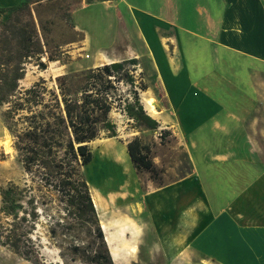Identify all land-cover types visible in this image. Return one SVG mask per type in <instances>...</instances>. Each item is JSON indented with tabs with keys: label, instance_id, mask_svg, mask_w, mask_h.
I'll use <instances>...</instances> for the list:
<instances>
[{
	"label": "crops",
	"instance_id": "crops-1",
	"mask_svg": "<svg viewBox=\"0 0 264 264\" xmlns=\"http://www.w3.org/2000/svg\"><path fill=\"white\" fill-rule=\"evenodd\" d=\"M24 2L0 0V10ZM94 2L107 3L114 22L129 27L127 35L144 45L160 76L169 83L173 78L169 88L176 104L188 102L191 118L201 119L196 137L212 139L205 151H192L188 177L162 188L173 194L174 206L183 187L190 188L183 233L190 236L186 250L192 258L200 256L199 263L191 264H264V0ZM246 123L253 134L246 135ZM100 199L108 210L112 200ZM174 215L177 229L183 216ZM107 217L111 231L120 225Z\"/></svg>",
	"mask_w": 264,
	"mask_h": 264
},
{
	"label": "trees",
	"instance_id": "trees-1",
	"mask_svg": "<svg viewBox=\"0 0 264 264\" xmlns=\"http://www.w3.org/2000/svg\"><path fill=\"white\" fill-rule=\"evenodd\" d=\"M92 1L110 0H86ZM81 6L82 0H73L66 11L71 14ZM11 9L14 15L0 28V118L24 178L20 185L8 181L0 187V245L25 261L43 264L37 251L40 241L33 239L37 226L43 225L63 264H113L84 168L93 159L90 143L118 137L113 110L122 111L135 132L158 130V121L145 111L136 90L132 71L139 60L65 72L52 86L40 77L23 87L26 65L34 63L44 71L43 58L62 62L65 54L63 44L49 52L48 41L41 42L33 21L22 22L19 15L30 14L29 0ZM83 40L82 35L66 44ZM126 151L136 171L148 172L153 183L163 186L149 144L133 136Z\"/></svg>",
	"mask_w": 264,
	"mask_h": 264
},
{
	"label": "rangeland",
	"instance_id": "rangeland-1",
	"mask_svg": "<svg viewBox=\"0 0 264 264\" xmlns=\"http://www.w3.org/2000/svg\"><path fill=\"white\" fill-rule=\"evenodd\" d=\"M31 1L29 0L30 14L19 15L22 22L33 21L41 42L43 43L45 38L48 41L49 52L55 51L57 45L63 44L62 50L65 55L62 56V62H47L43 58L42 62L47 65L44 71H40L34 63L26 65V74L20 82L21 86L27 87L40 77L47 81L48 86H52L53 79L65 72L96 67L109 60L114 62L136 58L139 60V65L132 71L136 90L145 111L159 123V128L155 132L145 130L138 133L130 126L124 113L115 109L111 113V118L117 125L118 137L107 141L103 138L89 145L93 159L84 168L86 180L99 195L107 196L112 200L108 213L103 216V221L107 215V219L116 218L120 221V225L114 227L112 231V227L104 221L109 228V235L111 231L110 249L112 250L109 249V252L112 261L116 260L115 264L194 263L191 260L198 262L200 256L195 254L192 258L190 251L186 250V242L190 236L186 232L183 233L186 225L183 221L184 217L189 216L187 212L190 209V188L185 186L178 193L180 199L177 206H174L173 194L165 193L162 188L188 177L192 170V151H205L209 141H212V139L196 137L195 124L200 118L195 115L191 118L188 102L181 101L180 104H176L179 101L174 98L169 88V84L174 83L173 78L169 79V83L162 75L160 76L152 59L145 55L144 45L127 35L129 27L125 23L117 26L114 22L112 9L107 3L92 1L94 3L82 7L88 4L86 0H82V6L68 14L67 5L73 0H55L52 3L44 2L42 5L31 4ZM13 10L8 9L0 13V28L14 15ZM41 27L44 28V32L41 31ZM82 35L83 41L66 44L72 38L78 39ZM140 54L142 57L139 56ZM177 83L185 86L182 79H177ZM140 85L147 89L145 91L139 89ZM121 90L123 94L127 93L125 87L121 86ZM149 97L153 99L154 104L156 103L158 114H153L152 109L145 103L144 99ZM191 120H194L193 131H191ZM261 125L264 127V123ZM246 127V135L253 134L251 125L246 123ZM162 130H166V133L160 138L158 134ZM208 135L206 133L205 137ZM133 136H140L143 142L150 145V156L160 170L158 178L163 182L162 187L150 180L148 172H138L133 168L126 151V143ZM242 141L243 139H238L239 143ZM260 141L264 144L263 137ZM245 142L250 145L248 137H245ZM261 157L264 161V153ZM23 178V171L11 147V137L0 118V187L8 181L20 185ZM164 200L168 202L164 203ZM175 211L176 215L183 216L178 221L177 229L173 228L174 221L177 222ZM125 223L130 225L131 229L124 225ZM116 228L119 229L120 234ZM125 234L130 238L126 240ZM174 235L178 236L176 241L171 238ZM34 238L40 241L37 251L41 263L63 264L57 255V250L48 243L43 225L37 226L33 234ZM179 247L182 248L180 251L175 249ZM175 255H177L176 259H174ZM0 264L33 263L21 259L0 245ZM201 264L207 263L201 262Z\"/></svg>",
	"mask_w": 264,
	"mask_h": 264
},
{
	"label": "bare ground",
	"instance_id": "bare-ground-1",
	"mask_svg": "<svg viewBox=\"0 0 264 264\" xmlns=\"http://www.w3.org/2000/svg\"><path fill=\"white\" fill-rule=\"evenodd\" d=\"M144 101L152 109L153 114H158L156 111V107H155L156 103L154 104L153 99L145 98ZM88 185H89V189H90V193H91V197H92L94 206H95L96 211H97L98 216H99L100 226H101L102 231L104 233L106 243H107L108 247L110 248V245L112 244V239H111V236L109 235V228L103 221V216L107 213V207L102 203L98 191L96 189H94L89 182H88ZM139 211H140V209H139Z\"/></svg>",
	"mask_w": 264,
	"mask_h": 264
}]
</instances>
